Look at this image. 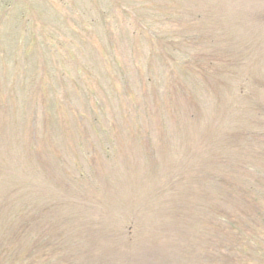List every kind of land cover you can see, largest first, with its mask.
<instances>
[{"label":"rangeland","instance_id":"obj_1","mask_svg":"<svg viewBox=\"0 0 264 264\" xmlns=\"http://www.w3.org/2000/svg\"><path fill=\"white\" fill-rule=\"evenodd\" d=\"M0 264H264V0H0Z\"/></svg>","mask_w":264,"mask_h":264}]
</instances>
